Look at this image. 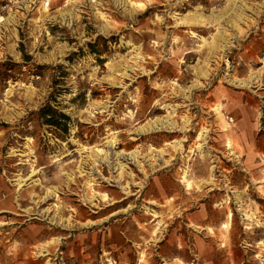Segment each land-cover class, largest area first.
Returning <instances> with one entry per match:
<instances>
[{
  "label": "rangeland",
  "instance_id": "1",
  "mask_svg": "<svg viewBox=\"0 0 264 264\" xmlns=\"http://www.w3.org/2000/svg\"><path fill=\"white\" fill-rule=\"evenodd\" d=\"M263 150L264 0H0V264H264Z\"/></svg>",
  "mask_w": 264,
  "mask_h": 264
},
{
  "label": "trees",
  "instance_id": "2",
  "mask_svg": "<svg viewBox=\"0 0 264 264\" xmlns=\"http://www.w3.org/2000/svg\"><path fill=\"white\" fill-rule=\"evenodd\" d=\"M92 52L95 53L94 50H92ZM59 82L60 80H53V89L50 92V96L46 102L39 107L37 116L48 128H59L65 132L69 126L70 117L61 109H57L55 107L56 104H52L51 102L55 101L57 103L55 96L60 93L61 88L57 86Z\"/></svg>",
  "mask_w": 264,
  "mask_h": 264
},
{
  "label": "crops",
  "instance_id": "3",
  "mask_svg": "<svg viewBox=\"0 0 264 264\" xmlns=\"http://www.w3.org/2000/svg\"><path fill=\"white\" fill-rule=\"evenodd\" d=\"M219 107V106H218ZM248 145V144H247ZM263 152H264V150H263ZM264 154V153H263ZM188 180H190L189 178H187ZM182 181L185 183V180H184V178L182 177ZM191 181V180H190ZM191 183H192V181H191ZM185 185H186V183H185ZM192 185V184H191ZM187 186V185H186ZM7 211V208L5 207V206H3L2 204H0V233L2 234L3 233V231H7V229H4L5 228V226H6V223H8V222H6L5 221V219H4V214H5V212ZM9 224V223H8ZM10 229V228H9ZM24 229H22V230H18L17 232H16V235H21V232L23 231ZM2 236V235H1ZM15 240L16 239H12V241L11 240H9V244L8 245H6L5 244V241H7V239L6 240H2V239H0V252H7V248H8V246L9 245H11V242H12V244H13V242H15Z\"/></svg>",
  "mask_w": 264,
  "mask_h": 264
},
{
  "label": "bare ground",
  "instance_id": "4",
  "mask_svg": "<svg viewBox=\"0 0 264 264\" xmlns=\"http://www.w3.org/2000/svg\"><path fill=\"white\" fill-rule=\"evenodd\" d=\"M137 6H138V7H141L142 5L138 4ZM136 56H140V54H139V53H136ZM138 58H139V57H138ZM217 111L219 112V107H217ZM163 121H164V120H163ZM155 123H156V122H155ZM155 123H154V124H151V126H154ZM228 145H230V143H228ZM107 158H108V157H107ZM184 180H185V183H186L187 187H190L191 184H192L191 181L188 180L186 177H184ZM230 218H231V214H230V212H228V214H227V221H226V223L223 224V227H224V228H227V227H228Z\"/></svg>",
  "mask_w": 264,
  "mask_h": 264
},
{
  "label": "built area",
  "instance_id": "5",
  "mask_svg": "<svg viewBox=\"0 0 264 264\" xmlns=\"http://www.w3.org/2000/svg\"><path fill=\"white\" fill-rule=\"evenodd\" d=\"M44 4L47 6L49 4V0H44Z\"/></svg>",
  "mask_w": 264,
  "mask_h": 264
}]
</instances>
